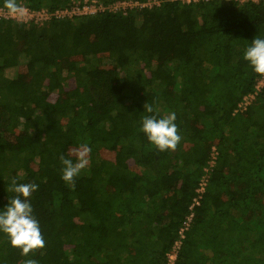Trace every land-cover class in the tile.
I'll return each mask as SVG.
<instances>
[{
  "label": "trees",
  "instance_id": "obj_1",
  "mask_svg": "<svg viewBox=\"0 0 264 264\" xmlns=\"http://www.w3.org/2000/svg\"><path fill=\"white\" fill-rule=\"evenodd\" d=\"M255 37L264 5L222 0L43 26L0 21V210L13 179L37 184L29 199L45 239L25 257L0 232V264H167L191 214L175 264H264V87L235 113L261 76L244 59ZM22 64L26 78L10 75ZM171 112L182 139L161 152L142 118ZM82 145L88 164L66 183L60 156Z\"/></svg>",
  "mask_w": 264,
  "mask_h": 264
},
{
  "label": "clouds",
  "instance_id": "obj_2",
  "mask_svg": "<svg viewBox=\"0 0 264 264\" xmlns=\"http://www.w3.org/2000/svg\"><path fill=\"white\" fill-rule=\"evenodd\" d=\"M4 7L12 14H23V8L17 0H4ZM244 59L249 62L253 71L264 76V38L255 37L244 52ZM144 109L153 113V105L146 103ZM176 114L171 112L161 118L157 115H146L142 118L141 131L145 133L149 142L161 152L175 150L182 137L175 123ZM82 151L69 152V157L60 156L62 179L74 185V178L87 166L86 158L88 148L82 145ZM35 183H17L15 179L8 191L16 193L10 198L8 205L0 210V232L7 234L13 247L21 249L22 255L27 257L30 253L43 249L45 239L42 235L38 220L33 215L30 197L38 190ZM22 264H39L36 259H26Z\"/></svg>",
  "mask_w": 264,
  "mask_h": 264
},
{
  "label": "built area",
  "instance_id": "obj_3",
  "mask_svg": "<svg viewBox=\"0 0 264 264\" xmlns=\"http://www.w3.org/2000/svg\"><path fill=\"white\" fill-rule=\"evenodd\" d=\"M170 0H145L144 2L136 0H120L111 4H105L101 0H72L71 4L65 8H59L50 10L46 7L39 9H33L23 1L18 4L23 8V14H12L5 7L0 6V21H11L16 24H33L37 26H43L44 24L54 20H66L73 19L76 17L93 16L104 13H122L127 14L131 10L141 9H154L160 8L164 3ZM182 5H189L199 2H210L211 0H178ZM225 2H233L239 5L254 4L264 5V0H222ZM264 87V76H260L257 79V85L255 91L245 96L243 100L238 104L235 113L244 112L254 102L258 93ZM213 158L216 155L215 148L213 149ZM211 167L214 165V161L211 163ZM210 169H206V173ZM208 181V175L203 176L198 189L196 190L197 196L193 200L194 206L200 205V200L205 192L206 184ZM193 214L189 215L181 228L179 234L180 239L177 240L172 248V251L167 254V264H175L179 251L181 249L182 240L185 238L184 231L190 226Z\"/></svg>",
  "mask_w": 264,
  "mask_h": 264
},
{
  "label": "rangeland",
  "instance_id": "obj_4",
  "mask_svg": "<svg viewBox=\"0 0 264 264\" xmlns=\"http://www.w3.org/2000/svg\"><path fill=\"white\" fill-rule=\"evenodd\" d=\"M20 45H21V43L20 42H18L17 43V48L18 49H20ZM17 49V50H18ZM74 63L72 62V61H68V62H64V67L65 68H70L72 65H73ZM101 68H103V67H105L104 66V64H102L101 66H100ZM14 72V71H13ZM13 72H9V73H11L10 75H19V76H21V77H25L26 78V73H27V71H26V67H25V65H21L20 67H19V69H18V71L16 72V73H13ZM66 90H68V88L66 89ZM63 95L64 94H59V93H56V94H52V95H50V96H44L43 97V100H44V104H43V106L44 107H46L49 103H51V102H55V101H57V100H60L62 97H63ZM83 149H71V151L73 152V153H75V152H78V151H82ZM103 156L105 157V158H107V159H109V160H115V154L114 153H112V152H103ZM72 159H76L75 158V156H72Z\"/></svg>",
  "mask_w": 264,
  "mask_h": 264
}]
</instances>
